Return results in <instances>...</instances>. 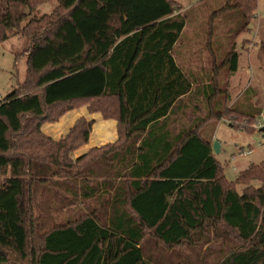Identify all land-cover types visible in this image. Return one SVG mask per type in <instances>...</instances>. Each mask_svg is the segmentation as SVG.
Returning <instances> with one entry per match:
<instances>
[{"label":"trees","instance_id":"trees-1","mask_svg":"<svg viewBox=\"0 0 264 264\" xmlns=\"http://www.w3.org/2000/svg\"><path fill=\"white\" fill-rule=\"evenodd\" d=\"M235 1L237 35L258 18L259 0ZM43 2L0 0V42L29 41L26 76L0 101V264H154L148 235L186 250L177 264H264V160L229 181L203 133L207 118L176 124L198 82L174 58L187 25L177 2L58 0L23 26ZM231 45L225 63L234 74L240 55ZM205 85L198 93L210 103L216 83ZM85 105L117 120L119 138L75 158L94 121L80 118L59 140L42 125ZM215 113L212 121L251 122L249 133L261 117L259 107L221 111L219 102ZM50 184L56 204L93 205L38 229L27 204Z\"/></svg>","mask_w":264,"mask_h":264},{"label":"rangeland","instance_id":"rangeland-1","mask_svg":"<svg viewBox=\"0 0 264 264\" xmlns=\"http://www.w3.org/2000/svg\"><path fill=\"white\" fill-rule=\"evenodd\" d=\"M175 1L179 12L187 21L183 35L178 41L179 47L184 50L183 53L193 54L190 62L186 58V61H182L183 66L193 74L199 75L198 71L202 69L208 75H203L202 80L197 78L195 92L185 99L187 109L182 111L181 115L178 114L181 119L179 118L176 124L190 126L200 123L197 119L207 118L203 124V133L211 138L213 144L219 142L220 152L215 156L224 166L226 178L235 181L241 171L264 160V134L256 130L255 126L253 133L242 130L252 129V123L249 121L232 117L212 121L209 118H214L218 102L221 111L234 105H245L249 111L259 107L261 117H264V0H259L258 18L252 21L247 30L237 35L236 31L240 29L239 18L242 15L240 9L234 5L235 0ZM57 6L58 0H45L32 11L25 10L28 15L22 25L34 18L39 19L51 14ZM233 43L240 55L239 69L234 74L230 72L228 63H225L226 54L231 50ZM28 44L27 39L20 37L0 42V101L18 87L26 76L25 51ZM216 69L217 81H213L210 78L214 76ZM209 83H216L217 89V94L210 96V103L206 99L208 94L204 98L202 92L198 93L197 89ZM249 149L252 150L249 155L242 152ZM4 178L5 174L0 169V184ZM255 184L259 185L257 182ZM237 189L241 192L244 186L237 185ZM56 192H59V189L50 184L40 190L37 203L27 204L32 208L34 218H37L38 229L48 230L53 223L64 221L75 213H83L89 205H93L56 204ZM94 206L99 208L101 204ZM143 246L148 260L154 264H177L180 259L186 260L188 256L184 249L165 248L152 235L146 237ZM189 251L192 253L191 257H194L195 252Z\"/></svg>","mask_w":264,"mask_h":264},{"label":"crops","instance_id":"crops-1","mask_svg":"<svg viewBox=\"0 0 264 264\" xmlns=\"http://www.w3.org/2000/svg\"><path fill=\"white\" fill-rule=\"evenodd\" d=\"M183 52L184 50H181L178 42L173 53L174 58L179 67H181V69L187 74V76H189L191 79L196 80L197 78L202 80L204 78L203 75L208 76L206 72L202 71V69L198 71L200 76L196 73L193 74V72H189L187 69H185L182 61H186L187 59V61L190 62V58L193 56V54H185ZM186 66H188V63H186ZM183 99L185 103L180 104L178 109V114L180 115L182 111L187 109V102L185 100L186 98ZM80 118L93 120L94 124L88 143L75 152V158H80L92 148L102 147L111 143H115L118 140V121L115 119H105L101 113L90 112L88 106L86 105L68 111L58 121L44 123L42 125V131L45 135L53 138L54 140H59L68 134L70 129Z\"/></svg>","mask_w":264,"mask_h":264},{"label":"built area","instance_id":"built-area-1","mask_svg":"<svg viewBox=\"0 0 264 264\" xmlns=\"http://www.w3.org/2000/svg\"><path fill=\"white\" fill-rule=\"evenodd\" d=\"M255 128L256 130H258L259 132H262L264 134V117H260L255 124ZM245 155H249L252 153V150H246V151H242Z\"/></svg>","mask_w":264,"mask_h":264},{"label":"water","instance_id":"water-1","mask_svg":"<svg viewBox=\"0 0 264 264\" xmlns=\"http://www.w3.org/2000/svg\"><path fill=\"white\" fill-rule=\"evenodd\" d=\"M213 149H214V153L215 154L220 152V144H219V142H214Z\"/></svg>","mask_w":264,"mask_h":264}]
</instances>
